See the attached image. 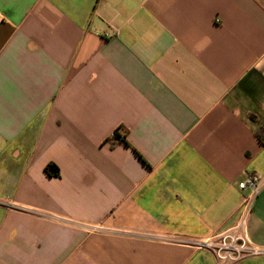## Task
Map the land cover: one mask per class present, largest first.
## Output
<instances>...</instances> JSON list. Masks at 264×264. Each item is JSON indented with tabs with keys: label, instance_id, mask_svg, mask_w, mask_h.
I'll return each mask as SVG.
<instances>
[{
	"label": "crops",
	"instance_id": "1",
	"mask_svg": "<svg viewBox=\"0 0 264 264\" xmlns=\"http://www.w3.org/2000/svg\"><path fill=\"white\" fill-rule=\"evenodd\" d=\"M262 127L264 0H0V264H218L254 175L264 246Z\"/></svg>",
	"mask_w": 264,
	"mask_h": 264
},
{
	"label": "built area",
	"instance_id": "2",
	"mask_svg": "<svg viewBox=\"0 0 264 264\" xmlns=\"http://www.w3.org/2000/svg\"><path fill=\"white\" fill-rule=\"evenodd\" d=\"M262 187L263 177L260 175L250 176L240 184L241 189H249V194L243 198L241 214L235 227L212 238L181 242L194 249L211 251L218 264H235L249 258L264 257V246L252 242L248 234L250 214Z\"/></svg>",
	"mask_w": 264,
	"mask_h": 264
},
{
	"label": "trees",
	"instance_id": "3",
	"mask_svg": "<svg viewBox=\"0 0 264 264\" xmlns=\"http://www.w3.org/2000/svg\"><path fill=\"white\" fill-rule=\"evenodd\" d=\"M257 137L259 138L260 142L264 145V127H262L258 132H257ZM121 136L118 133V131H116L114 133V135L112 136L111 140L113 142H116L117 140H120ZM46 172L50 175H54V176H58L60 174L59 169L55 166V165H48L46 167Z\"/></svg>",
	"mask_w": 264,
	"mask_h": 264
}]
</instances>
